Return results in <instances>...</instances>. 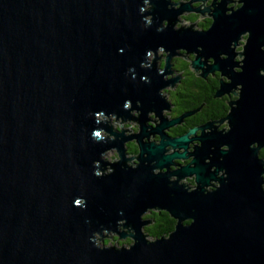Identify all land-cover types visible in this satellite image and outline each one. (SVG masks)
<instances>
[{"label": "water", "instance_id": "water-1", "mask_svg": "<svg viewBox=\"0 0 264 264\" xmlns=\"http://www.w3.org/2000/svg\"><path fill=\"white\" fill-rule=\"evenodd\" d=\"M207 1L0 0V264H264V0ZM173 59L237 90L228 131L168 133ZM152 211L175 225L148 240Z\"/></svg>", "mask_w": 264, "mask_h": 264}, {"label": "flooded vegetation", "instance_id": "flooded-vegetation-1", "mask_svg": "<svg viewBox=\"0 0 264 264\" xmlns=\"http://www.w3.org/2000/svg\"><path fill=\"white\" fill-rule=\"evenodd\" d=\"M196 5L199 4L196 3ZM229 6L237 7V4ZM191 17L194 18L193 16ZM209 23L210 19L207 18L203 21V24L199 26L201 27V29H206L209 26ZM240 50L241 47H238L236 49V52H239ZM181 56L184 55L181 54ZM161 58V63H158V65L160 67H163L165 55H161ZM185 58H187V60H190V58L193 59V56H185ZM236 60L239 61L240 59L236 58ZM189 66L190 64L182 59H180V61H178V59L174 60L171 66V74L167 76V78L176 77L178 78V80L173 86V92L168 93L169 98L166 101L170 105V110H168L169 114L166 113V115H168V117L172 119L182 116L184 114H189L181 119L180 124H177L174 127L170 128L168 130V133L171 136H179L185 134L192 128H201L208 123H212L211 128L209 129H213L214 127H217L219 130L226 129V123L219 124L217 123V121L224 118L228 114V103L236 99L235 94L237 93V90H234V93L231 94H225L221 97H215V91L219 86V79L221 78L220 74L218 72H214L212 74L207 75V77L203 79L199 76V73H195L194 71L191 72L189 70L187 71L186 75L182 76L183 71H186ZM225 81L228 80L225 79ZM211 93L212 96L209 99L208 96H210ZM132 116H136V112ZM116 123H121V126L113 127L114 130H117L120 127L123 128V122H121L120 120H116ZM110 125H113L112 121H110ZM209 129H205L204 132H207ZM137 130V126H133V128H130V132L132 134L135 133ZM200 133L201 129L196 132V135L194 137L199 136ZM153 140L158 141V137H154ZM195 145H197V141L193 140L190 144V147ZM126 150L128 156H136L138 150L134 140L126 143ZM113 161H116V159H112L111 161L107 160L106 162L113 163ZM188 161L189 160L185 162L180 161L179 163L186 164ZM132 163L134 162L132 161L131 164ZM182 183L191 189L195 185L193 178H187L183 180Z\"/></svg>", "mask_w": 264, "mask_h": 264}, {"label": "rangeland", "instance_id": "rangeland-1", "mask_svg": "<svg viewBox=\"0 0 264 264\" xmlns=\"http://www.w3.org/2000/svg\"><path fill=\"white\" fill-rule=\"evenodd\" d=\"M172 2H174V3H179L180 4V2H183V0H172ZM199 4V3H198ZM210 4V0L209 1H207V2H205L204 3V5L205 6H207V5H209ZM195 6H200V4L199 5H196L195 4ZM174 8L175 7H178V5H176V6H173ZM184 13L185 12H183L181 15H179L178 16V21L179 22H181L182 21V23H181V25H180V23H176V28H178V27H183L184 25H186V26H184V27H187V25L188 24H193V23H195V25H194V29H198V30H200L201 29V27L199 26V25H201V24H203V21L205 20V19H207L208 17L207 16H205V17H202V18H200L199 17V15L198 14H195V13H187V14H185L184 15ZM194 14V15H193ZM196 15V16H195ZM191 16H193L194 18H192ZM161 50H159L157 53H156V55L159 57L160 56V59L159 60H157V62L160 64L161 63V60H162V58H161V55H165L164 54V52H162ZM185 56V55H184ZM189 57H192L193 55H188ZM152 57H153V54H151L150 56H149V59L150 60H152ZM191 59V58H190ZM174 60H177V59H173V61ZM186 60H187V58H186ZM186 60H184V61H186ZM178 61H180V59H178ZM187 61H189V60H187ZM186 61V62H187ZM187 63H189V62H187ZM160 67V66H159ZM191 71L192 72V69L190 68V66L188 67V69H186V71H183V73H182V76H184V75H186V73H187V71ZM173 90H174V88L172 89V91H171V93L173 92ZM121 123H116V120H114L113 119V125H112V127H119V126H121L120 125ZM133 126H135V124H134V122H132V123H127V124H123V128L125 129V130H127L126 131V134H132L131 132H130V128H133ZM137 132V131H136ZM104 159L107 161V160H109V161H111L112 159H116V161L118 160V155H117V153H116V151H114V152H112V153H109V154H107V155H104ZM113 162H115V161H113ZM108 169V168H107ZM147 216V215H146ZM145 216V217H146ZM115 239H117L114 235H111V236H107V238H106V240H108L109 241V243H106L105 245H113V246H116V245H120V246H122V245H124V246H126L127 245V242L126 241H119V240H116L115 241ZM149 240V239H148Z\"/></svg>", "mask_w": 264, "mask_h": 264}, {"label": "trees", "instance_id": "trees-1", "mask_svg": "<svg viewBox=\"0 0 264 264\" xmlns=\"http://www.w3.org/2000/svg\"><path fill=\"white\" fill-rule=\"evenodd\" d=\"M186 1L188 0H183V2ZM232 2L235 3L236 0H232ZM211 96L212 93L210 96H208V98L210 99ZM260 158L264 160V148L260 151ZM146 217L150 221V224L144 228V233L146 234V237L149 240H154L163 236H167L174 229L175 222L166 212L152 211ZM116 240H118V238L115 239V241ZM125 241L129 242L131 240L127 239ZM102 243L105 245L106 243H109V241L103 240Z\"/></svg>", "mask_w": 264, "mask_h": 264}, {"label": "clouds", "instance_id": "clouds-1", "mask_svg": "<svg viewBox=\"0 0 264 264\" xmlns=\"http://www.w3.org/2000/svg\"><path fill=\"white\" fill-rule=\"evenodd\" d=\"M236 3H237V7L235 8V9H233V10H236V9H239L242 5H241V3L239 2V0H236ZM228 14H230V13H228ZM248 36H249V34L247 33V32H245ZM262 50H264V48H262ZM260 75H262V76H264V71H261L260 72ZM238 99V97L236 98V100ZM229 130V128L228 129H226L225 131H228ZM222 148L224 149V150H227V148H226V146H222ZM217 187H219V185L217 184ZM216 187V188H217ZM262 189H264V187H261ZM80 200H81V198H77V199H75V201H74V204L75 205H77V206H79V202H80Z\"/></svg>", "mask_w": 264, "mask_h": 264}]
</instances>
